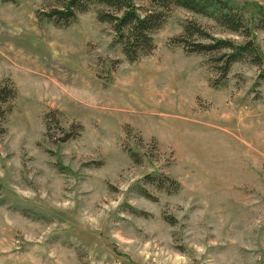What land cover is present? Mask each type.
Masks as SVG:
<instances>
[{"label": "rangeland", "instance_id": "rangeland-1", "mask_svg": "<svg viewBox=\"0 0 264 264\" xmlns=\"http://www.w3.org/2000/svg\"><path fill=\"white\" fill-rule=\"evenodd\" d=\"M224 1L249 20L264 10ZM43 8L0 0V83L18 91L0 119V264H264L259 69L235 64L210 87L205 60L170 43L183 10L129 64L94 9L59 30L38 21ZM72 125L80 135L60 142Z\"/></svg>", "mask_w": 264, "mask_h": 264}, {"label": "trees", "instance_id": "trees-1", "mask_svg": "<svg viewBox=\"0 0 264 264\" xmlns=\"http://www.w3.org/2000/svg\"><path fill=\"white\" fill-rule=\"evenodd\" d=\"M4 4L16 5L18 0H2ZM43 10L37 14L39 22H47L59 30L76 24L79 17L92 9L99 24L109 25L115 33L114 42L121 46L122 54L129 64L150 57L156 50L155 35L161 31L176 10H183L191 17L182 25V32L171 40V45L181 48L186 56H200L215 77L209 82L216 89L226 85L228 75L235 64H248L259 69L258 84L264 83V54L257 42V32H264V10L254 20H249L243 10L233 8L224 0H43ZM200 20L212 24L206 27ZM217 35H220L217 36ZM227 37H222V36ZM259 86V85H258ZM17 88L10 80L0 83V119L12 112L17 98ZM54 111L44 117L46 133L51 137V125L60 126ZM62 130V143L80 135L81 126L72 125ZM130 159L142 164L139 154L128 150ZM147 182L156 184L155 175L147 176ZM178 189L176 182L165 177ZM160 189L163 187H159ZM142 195L148 197L146 191Z\"/></svg>", "mask_w": 264, "mask_h": 264}]
</instances>
